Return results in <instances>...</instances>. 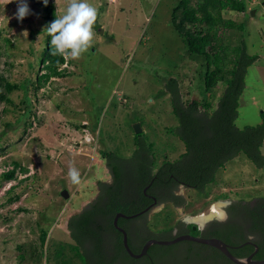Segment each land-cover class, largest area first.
Segmentation results:
<instances>
[{
	"label": "rangeland",
	"instance_id": "obj_1",
	"mask_svg": "<svg viewBox=\"0 0 264 264\" xmlns=\"http://www.w3.org/2000/svg\"><path fill=\"white\" fill-rule=\"evenodd\" d=\"M51 1L61 20L60 49L74 43L77 49L64 66L70 75L42 82L36 91L45 73L38 65L47 37L44 9L40 0H0V72L27 83V96L24 89L11 94L15 105L0 103V176L14 162L21 165L15 181L0 179V264H93V237L80 236L68 224L95 202L99 181L112 179L104 155L119 156L115 161L123 179L132 182L131 192L137 188L136 157L143 152L134 126L141 125L142 141L153 144L159 165L166 154L175 160L186 148L172 132L180 120L167 91L170 79L180 80L184 103L201 100L200 65L187 57L171 25L178 0ZM250 10L256 15L224 13L227 20L247 23L248 52L259 57L247 70L235 121L240 129L264 123V0H253ZM30 62L36 63L32 70ZM25 101L29 117L23 115ZM247 160L242 155L225 164L204 196L181 187L184 207L155 209L145 216L149 228L157 233L185 217L209 215L218 202L257 201L255 196H264V167L258 170ZM65 189L68 198L62 196ZM228 193L231 198L213 201ZM42 229L48 233L44 246ZM33 249L38 261L30 255Z\"/></svg>",
	"mask_w": 264,
	"mask_h": 264
},
{
	"label": "trees",
	"instance_id": "obj_2",
	"mask_svg": "<svg viewBox=\"0 0 264 264\" xmlns=\"http://www.w3.org/2000/svg\"><path fill=\"white\" fill-rule=\"evenodd\" d=\"M252 1L178 0L175 4L172 10L171 25L181 37L187 49V57L200 65L197 69L199 75L197 85L199 84L201 89V96L199 94L201 100L184 103L180 98V80L170 79L167 91L172 96L173 111L180 120L179 126H175L172 132L180 138L186 148L185 153L181 154L179 158L173 160L166 154L162 164L159 165L156 162L158 161V154L150 148H153V144L149 143L148 145L142 141L144 132L137 135V138L140 139L138 146L143 152L141 156L136 152L135 156L138 155L136 157L138 163L134 178L137 184V193L140 196L138 199H141L142 202L146 201L143 189L153 183L151 189L154 191H150L152 194L158 195L156 192L166 190L169 192L167 198L172 202L171 205L183 206L184 198L175 196L179 186L186 185L199 192V195L204 196L205 189L221 179L219 174L221 170L226 169L227 165L225 164L242 155H245L248 163L254 165L256 169L259 170L264 167V156L261 152L264 144V123L240 129L235 122L238 117L240 97L246 86L245 78L248 67L255 63L259 57L248 52L246 44L247 23L227 20L224 16L225 11H237L251 16L250 3ZM40 4L45 12L47 37L43 54L39 58V64L36 58L37 64H42L45 71L39 77V85L36 91L51 78H62L70 75L64 66L70 62L68 56L71 52L77 49L75 43L72 44V49L70 47L64 50L60 49L61 20L56 11V6L51 0H40ZM53 23L57 25L56 29L51 26ZM227 29H229L228 33L225 34ZM234 32H237L234 36L235 39L232 37ZM68 34L70 35L71 32L69 31ZM2 37L3 29L0 25V39ZM35 64L34 62L29 63L30 70L35 68ZM42 82L44 83L41 85ZM23 89L26 93L27 83L22 85L14 83L0 72V103L15 105L11 94L16 90ZM25 98L26 101H29L27 97ZM27 108L28 111L23 114L25 117H29L31 113L28 103ZM1 140L2 135H0ZM114 155L116 154L108 153L104 156L108 158L109 166L112 168L115 178L122 180L121 166L117 162L119 156ZM116 158L117 161H115ZM13 164L14 169L4 172L0 179L8 182L15 181L17 169L21 165L18 162ZM241 177H245V175ZM231 182L233 181H224V184H231ZM237 197H240V193ZM255 197L258 198L255 204H251L250 199L246 201L238 199L233 201L234 203L228 210L231 212L232 218L239 214L247 228V233L255 235V241L260 248L257 259L263 260L264 196ZM223 198H231V196L229 193L219 195L214 197L213 201ZM16 199H18L17 196L11 198L10 202H14ZM94 211L93 207L92 210L82 213L78 219H76L77 217L73 218L68 224L69 229L78 234L94 236L96 234ZM138 211L136 210L137 213ZM136 212L129 211V215ZM191 227L192 225H190ZM108 228H113L112 220L108 223ZM240 228L243 229L242 225L233 229L240 232ZM41 233V241L44 246L48 233L43 229ZM247 235L242 233L240 239L246 240ZM35 249L30 251V255L32 259L35 258L38 261L41 257L36 254L38 249ZM250 250L252 251L253 248L248 247V251L236 255L247 256ZM90 254H94V252L91 251ZM20 257L25 259L26 255L22 254Z\"/></svg>",
	"mask_w": 264,
	"mask_h": 264
},
{
	"label": "flooded vegetation",
	"instance_id": "obj_3",
	"mask_svg": "<svg viewBox=\"0 0 264 264\" xmlns=\"http://www.w3.org/2000/svg\"><path fill=\"white\" fill-rule=\"evenodd\" d=\"M103 159L107 160L106 164L108 169H110L112 179L108 181H99L95 202H92V204L90 203L87 208L84 207L85 209L82 211V213H85L92 210L93 207L95 209L96 226H94V228L96 234L92 236L91 250L94 254L88 256L91 263L235 264L217 248L191 240H183L170 245L153 244L147 249V252L143 254V256H132L125 248L124 234L115 226L114 222L120 214L133 216L139 213L141 214L132 218L118 216V226L126 231L129 247L135 255H140L147 243L151 241H173L181 236L189 235L205 239H219L228 244L229 251L240 259L248 258L256 252L253 259H257L260 248L255 241V235L247 233V228L244 226V221L239 217V214L237 217L232 218L231 212L228 210L234 202L223 208V217L211 219L207 221L205 225L197 224L195 227V225L189 224L185 217L178 221L174 227L156 233L149 228L145 216L148 217L155 209L163 210L166 205H171L172 202L167 198L169 197V192L162 190L156 192L158 195H154L151 193L154 191L151 189L153 185V183H151L143 189L146 201L142 202L141 199H138L140 196L137 193V188L133 189L131 192L129 191V188L132 189V182L125 181L123 178L122 180L116 179L112 168L109 166L108 158L104 156ZM181 187L189 188L186 185L179 186L175 196L183 197L178 193ZM255 202L251 204H255ZM162 206L163 208H160ZM173 207L178 208L182 206H176L174 204ZM136 210H139L138 213ZM129 211H135L136 213L129 215ZM110 220H112L113 228H108ZM190 225H192L191 228ZM241 225L243 229L240 228V232L233 229L235 227H241ZM242 233L248 234L246 240L240 239ZM80 236H84L85 238L90 235L80 233ZM256 246H258V249H256ZM248 247H252L253 250H250L247 256L240 257L236 255L240 252L248 251Z\"/></svg>",
	"mask_w": 264,
	"mask_h": 264
},
{
	"label": "water",
	"instance_id": "obj_4",
	"mask_svg": "<svg viewBox=\"0 0 264 264\" xmlns=\"http://www.w3.org/2000/svg\"><path fill=\"white\" fill-rule=\"evenodd\" d=\"M251 14L253 16L256 15V11L255 10H252L251 11ZM134 129H135V132L137 134H141L142 133V128H141V125L140 124H136L134 126ZM62 196L64 198H68L69 196V192L67 189H65L64 191H62ZM225 203V207L229 206L231 204V201H223ZM224 207V208H225ZM141 214V213H139ZM139 214H136V215H133V216H127V215H124V214H120L118 216H122L124 218H132V217H135ZM115 219V226L124 234V245H125V248L127 249V251L134 257H140V256H143V254H145L147 252V249L153 245V244H159V245H170V244H174V243H177V242H180V241H183V240H191V241H195V242H199V243H202V244H207L209 246H212L214 248H217L218 250L222 251L226 256L227 258H229L232 262H234L235 264H264V259L263 260H257V259H253V256L256 254V252L251 255L250 257L248 258H244V259H240V258H237L235 257L230 251H229V245L226 244L225 242L219 240V239H205V238H198V237H194V236H181L173 241H151L149 243H147V245L145 246L143 252L140 254V255H135L130 247H129V243H128V239H127V234H126V231L122 228H120L118 226V217ZM186 221L189 223V224H193L195 225V227L197 226V224L195 223H191L188 221V217L185 218ZM256 249H258V246H256Z\"/></svg>",
	"mask_w": 264,
	"mask_h": 264
},
{
	"label": "bare ground",
	"instance_id": "obj_5",
	"mask_svg": "<svg viewBox=\"0 0 264 264\" xmlns=\"http://www.w3.org/2000/svg\"><path fill=\"white\" fill-rule=\"evenodd\" d=\"M223 206H226L223 201L218 202L212 207L209 215L201 214L195 217H188V221L199 225H205V223L211 219L224 216Z\"/></svg>",
	"mask_w": 264,
	"mask_h": 264
}]
</instances>
